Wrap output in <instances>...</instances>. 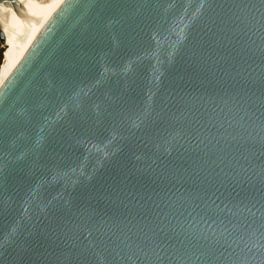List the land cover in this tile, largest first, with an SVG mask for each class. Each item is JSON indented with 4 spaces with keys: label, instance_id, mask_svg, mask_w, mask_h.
<instances>
[{
    "label": "water",
    "instance_id": "1",
    "mask_svg": "<svg viewBox=\"0 0 264 264\" xmlns=\"http://www.w3.org/2000/svg\"><path fill=\"white\" fill-rule=\"evenodd\" d=\"M0 264H264V0H66L0 88Z\"/></svg>",
    "mask_w": 264,
    "mask_h": 264
},
{
    "label": "bare ground",
    "instance_id": "2",
    "mask_svg": "<svg viewBox=\"0 0 264 264\" xmlns=\"http://www.w3.org/2000/svg\"><path fill=\"white\" fill-rule=\"evenodd\" d=\"M65 2H66V0H58L56 5H54V6L51 4L52 6H45L44 5L43 7L33 2V16H32V19L27 22L29 39L22 41V42H19V43H16V44L7 45L6 47H10V46L21 47L24 44H26L28 46V50H27V52H28L30 50V48L32 47V45L34 44V42L40 36V34L44 30V28L53 19L56 12L61 8V6ZM27 52H26V54H27ZM24 56H23V58H24ZM18 63H19V60H17V62L12 66L11 71L9 73V76L12 74L13 69L17 66ZM9 76L7 77V79L9 78Z\"/></svg>",
    "mask_w": 264,
    "mask_h": 264
},
{
    "label": "rangeland",
    "instance_id": "3",
    "mask_svg": "<svg viewBox=\"0 0 264 264\" xmlns=\"http://www.w3.org/2000/svg\"><path fill=\"white\" fill-rule=\"evenodd\" d=\"M57 1L58 0H33L34 3L42 7L44 5L54 6L56 5ZM27 50H28V46L26 44H24L21 47L10 46V47L3 48L0 42V88L1 86H3L7 77L9 76L12 66L17 62V60H19V63L21 62ZM15 68L13 69V71L15 70Z\"/></svg>",
    "mask_w": 264,
    "mask_h": 264
}]
</instances>
